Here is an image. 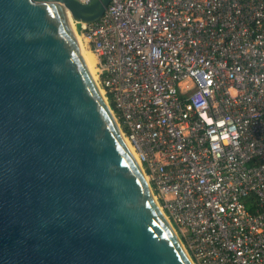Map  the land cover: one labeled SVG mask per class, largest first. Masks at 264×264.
Segmentation results:
<instances>
[{
    "label": "built area",
    "instance_id": "obj_1",
    "mask_svg": "<svg viewBox=\"0 0 264 264\" xmlns=\"http://www.w3.org/2000/svg\"><path fill=\"white\" fill-rule=\"evenodd\" d=\"M76 24L192 264H264V0H110Z\"/></svg>",
    "mask_w": 264,
    "mask_h": 264
},
{
    "label": "water",
    "instance_id": "obj_2",
    "mask_svg": "<svg viewBox=\"0 0 264 264\" xmlns=\"http://www.w3.org/2000/svg\"><path fill=\"white\" fill-rule=\"evenodd\" d=\"M110 0H0V264H192L70 23Z\"/></svg>",
    "mask_w": 264,
    "mask_h": 264
},
{
    "label": "bare ground",
    "instance_id": "obj_3",
    "mask_svg": "<svg viewBox=\"0 0 264 264\" xmlns=\"http://www.w3.org/2000/svg\"><path fill=\"white\" fill-rule=\"evenodd\" d=\"M70 25H71L72 30L74 31V26H73V24L70 23ZM74 34H75L76 40H77L78 45H79V52H80V55L83 57V59H84L86 65H87V67H88V69H89V71H90V73H91V75H92V77H93V79H95V78H94V75H93V68H94V64H95V56L93 55L92 52L87 51L86 49H84L83 45L81 44V39H80V37L78 36V34H77L76 32H75ZM94 81H95V80H94ZM99 90H100V92H101V94H102V90H101V89H99ZM125 141H126V140H125ZM126 143H127V141H126ZM127 145L129 146L130 150L132 151V148L130 147V145H129L128 143H127ZM132 153H133V152H132ZM133 155H134V154H133ZM134 157H135V155H134ZM135 158H136V157H135ZM136 160H137V159H136Z\"/></svg>",
    "mask_w": 264,
    "mask_h": 264
},
{
    "label": "rangeland",
    "instance_id": "obj_4",
    "mask_svg": "<svg viewBox=\"0 0 264 264\" xmlns=\"http://www.w3.org/2000/svg\"><path fill=\"white\" fill-rule=\"evenodd\" d=\"M74 24H73V26H74V30H75V32L77 31V28L78 27H76V25H75V22H73ZM75 27H76V29H75ZM78 34V36L80 37V39H81V44L83 45V47H84V49H86L87 51H90L89 49H87L86 47H85V41L82 39V37H81V33H77ZM91 52V51H90ZM95 65V64H94ZM93 75H94V80H95V83L97 84V86L99 87V89H101V87H100V85H99V79L98 78H96V74H95V67L93 68ZM188 86V85H187ZM102 90V89H101ZM113 113V112H112ZM113 116H114V114H113ZM114 118H115V116H114ZM115 120H116V118H115ZM117 122V124H119L118 123V121H116Z\"/></svg>",
    "mask_w": 264,
    "mask_h": 264
},
{
    "label": "trees",
    "instance_id": "obj_5",
    "mask_svg": "<svg viewBox=\"0 0 264 264\" xmlns=\"http://www.w3.org/2000/svg\"><path fill=\"white\" fill-rule=\"evenodd\" d=\"M77 32L80 33V27L77 28ZM106 97H107V104H108L109 108L111 109V111L113 112V114L116 117L117 114H116V111H115V108H114V104L112 102V99L110 98V96H106ZM119 123H120V121H119Z\"/></svg>",
    "mask_w": 264,
    "mask_h": 264
},
{
    "label": "crops",
    "instance_id": "obj_6",
    "mask_svg": "<svg viewBox=\"0 0 264 264\" xmlns=\"http://www.w3.org/2000/svg\"><path fill=\"white\" fill-rule=\"evenodd\" d=\"M76 27H80V25L79 24H76ZM76 27H75V29H76ZM76 33H78V32L76 31Z\"/></svg>",
    "mask_w": 264,
    "mask_h": 264
}]
</instances>
